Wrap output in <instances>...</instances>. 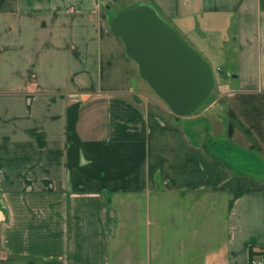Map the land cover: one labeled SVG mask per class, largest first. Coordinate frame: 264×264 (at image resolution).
<instances>
[{"label": "crops", "instance_id": "crops-1", "mask_svg": "<svg viewBox=\"0 0 264 264\" xmlns=\"http://www.w3.org/2000/svg\"><path fill=\"white\" fill-rule=\"evenodd\" d=\"M137 2L224 77L205 113L140 88L109 26ZM251 247L264 264V0H0V264H250Z\"/></svg>", "mask_w": 264, "mask_h": 264}, {"label": "water", "instance_id": "water-1", "mask_svg": "<svg viewBox=\"0 0 264 264\" xmlns=\"http://www.w3.org/2000/svg\"><path fill=\"white\" fill-rule=\"evenodd\" d=\"M109 26L123 40L140 75L176 117L191 114L211 94L215 85L211 64L151 4L122 8Z\"/></svg>", "mask_w": 264, "mask_h": 264}, {"label": "rangeland", "instance_id": "rangeland-1", "mask_svg": "<svg viewBox=\"0 0 264 264\" xmlns=\"http://www.w3.org/2000/svg\"><path fill=\"white\" fill-rule=\"evenodd\" d=\"M119 10V8L117 9ZM116 10V13L118 12ZM121 10V9H120ZM114 13V14H116ZM113 14V15H114ZM112 15V16H113ZM111 16V17H112ZM222 24L218 25V26H221ZM216 26V27H218ZM222 28H224L223 26H221ZM199 53L201 54V56H203L209 63H210V59L208 57H206V55L204 53H202V51H199ZM212 62V60H211ZM211 64V63H210ZM214 64V63H213ZM213 68H214V79H215V85H214V88L211 92V94L208 96V98L205 100V102L199 107L197 108L194 112H192L191 114H197L199 112H203L205 113V110L207 108L210 109L211 107V104L214 103L216 100H218V98L222 97V92H223V85L225 84V79L224 77L219 73V70L216 69V65H213ZM133 76L139 78L140 80L143 81L144 85H145V88L143 86V84L140 86V88L142 87L143 89H147V91L155 96H158L155 91L152 89V87L149 85V83L140 75L139 73V67H138V64L134 61V71H133ZM159 97V96H158ZM200 116L198 117H204L205 114H199ZM203 121H205V119H203Z\"/></svg>", "mask_w": 264, "mask_h": 264}, {"label": "trees", "instance_id": "trees-1", "mask_svg": "<svg viewBox=\"0 0 264 264\" xmlns=\"http://www.w3.org/2000/svg\"><path fill=\"white\" fill-rule=\"evenodd\" d=\"M257 253H263V252H261V251H255V249L254 248H250L249 249V255H250V264H251V260H253L254 258V255L255 254H257Z\"/></svg>", "mask_w": 264, "mask_h": 264}, {"label": "built area", "instance_id": "built-area-1", "mask_svg": "<svg viewBox=\"0 0 264 264\" xmlns=\"http://www.w3.org/2000/svg\"><path fill=\"white\" fill-rule=\"evenodd\" d=\"M251 264H263V261L262 260H251Z\"/></svg>", "mask_w": 264, "mask_h": 264}]
</instances>
